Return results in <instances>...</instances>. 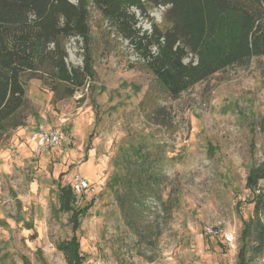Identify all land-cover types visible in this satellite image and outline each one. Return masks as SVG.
Masks as SVG:
<instances>
[{"label": "rangeland", "instance_id": "rangeland-1", "mask_svg": "<svg viewBox=\"0 0 264 264\" xmlns=\"http://www.w3.org/2000/svg\"><path fill=\"white\" fill-rule=\"evenodd\" d=\"M165 12L152 8L150 18L165 27ZM138 17L150 31L151 20ZM90 23L96 79L66 98L27 81L26 126L0 141V264H23L24 257L68 264L57 247L72 235L58 187L73 186L76 175L96 189L78 232L85 264H237L241 247L247 250L244 226L255 215L246 179L264 162V57L173 100L93 7ZM67 51L69 66L83 67L78 39ZM41 129L63 133L70 145L37 152L31 137ZM140 152L160 160L159 184L135 204L121 199L122 179ZM78 198L80 207L91 201ZM138 211V219L129 215ZM260 220L264 226V212ZM129 221L139 225L142 242ZM250 238L248 264H264V251L250 250L255 234Z\"/></svg>", "mask_w": 264, "mask_h": 264}, {"label": "trees", "instance_id": "trees-1", "mask_svg": "<svg viewBox=\"0 0 264 264\" xmlns=\"http://www.w3.org/2000/svg\"><path fill=\"white\" fill-rule=\"evenodd\" d=\"M95 8L109 28L127 41L158 86L177 100L196 85L234 67H247L264 57V0H0V141L26 126L27 81L49 85L60 98L72 97L96 79L94 37L90 23ZM165 7V27L150 18L149 10ZM151 20V30L139 26ZM78 39L85 49L83 67H70L67 44ZM264 128V118L262 120ZM160 160L140 152L129 160L122 179L121 199L138 203L143 191L159 184L156 167ZM264 162L251 169L246 187L254 194V218L246 222L237 264H248L250 236L256 243L250 250L264 251ZM79 196V195H78ZM74 187L59 185V211L70 215L72 235L58 244L68 264H85L78 235L83 219L93 207L91 200L78 205ZM138 219V213L129 212ZM144 240L139 225L128 222ZM133 223V224H132ZM248 225V228H247ZM23 264H32L26 257Z\"/></svg>", "mask_w": 264, "mask_h": 264}, {"label": "built area", "instance_id": "built-area-1", "mask_svg": "<svg viewBox=\"0 0 264 264\" xmlns=\"http://www.w3.org/2000/svg\"><path fill=\"white\" fill-rule=\"evenodd\" d=\"M31 139L37 145V152H42L62 144L70 145L69 142L66 141L65 135L54 129L38 130L32 134ZM73 187L77 195H88L91 197V200L94 201L96 194L95 186L85 180L81 175L75 176L73 180ZM208 232L215 235L220 234L219 232H214L211 230ZM224 241L230 246L231 249L236 248L234 237L232 235L224 234Z\"/></svg>", "mask_w": 264, "mask_h": 264}]
</instances>
